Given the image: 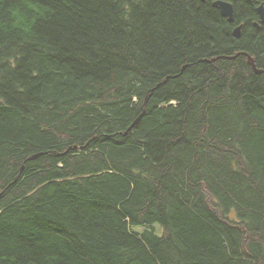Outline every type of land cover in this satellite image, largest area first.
<instances>
[{"label":"trees","instance_id":"1","mask_svg":"<svg viewBox=\"0 0 264 264\" xmlns=\"http://www.w3.org/2000/svg\"><path fill=\"white\" fill-rule=\"evenodd\" d=\"M259 5L0 0V264H264Z\"/></svg>","mask_w":264,"mask_h":264},{"label":"water","instance_id":"2","mask_svg":"<svg viewBox=\"0 0 264 264\" xmlns=\"http://www.w3.org/2000/svg\"><path fill=\"white\" fill-rule=\"evenodd\" d=\"M202 1H204V0H202ZM212 6L218 9V11H219V13H220V15L222 17L227 18V20L230 21V22L233 20V6H232V4L230 2H226V1H214L212 3ZM256 11L260 15L262 22H264V6L263 5H259L256 8ZM233 35L235 37H239L240 36V26L236 27L233 30ZM236 55H238V54H236ZM246 56H247L248 62L250 63V65L254 69V71L256 73H259L260 70L256 69V67H255V65L253 64V61H252L253 59L250 56H248V55H246ZM147 98H148V96L145 98V101L147 100ZM141 117H142V115H140L137 118V120L133 123L132 126L136 125L140 121ZM36 157H37V155H34L32 157V159H34Z\"/></svg>","mask_w":264,"mask_h":264},{"label":"flooded vegetation","instance_id":"3","mask_svg":"<svg viewBox=\"0 0 264 264\" xmlns=\"http://www.w3.org/2000/svg\"><path fill=\"white\" fill-rule=\"evenodd\" d=\"M264 6V5H263ZM254 15H255V17L253 18V20L251 21V24H252V26L255 28V30L256 31H260V29L261 28H263L264 29V22H262V20H261V17H260V15L258 14V12L255 10L254 11ZM240 34H241V30H240ZM253 59V58H252ZM253 61V64L255 65V63H254V59L252 60ZM247 62H248V60H247ZM249 63V62H248ZM250 64V63H249ZM251 66V65H250Z\"/></svg>","mask_w":264,"mask_h":264}]
</instances>
